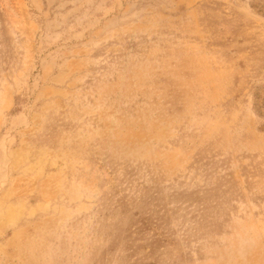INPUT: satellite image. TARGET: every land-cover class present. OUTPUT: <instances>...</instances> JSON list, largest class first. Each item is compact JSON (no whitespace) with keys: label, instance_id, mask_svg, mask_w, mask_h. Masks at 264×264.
Masks as SVG:
<instances>
[{"label":"rangeland","instance_id":"374dc122","mask_svg":"<svg viewBox=\"0 0 264 264\" xmlns=\"http://www.w3.org/2000/svg\"><path fill=\"white\" fill-rule=\"evenodd\" d=\"M0 264H264V0H0Z\"/></svg>","mask_w":264,"mask_h":264}]
</instances>
